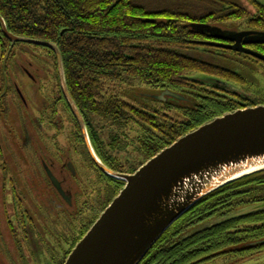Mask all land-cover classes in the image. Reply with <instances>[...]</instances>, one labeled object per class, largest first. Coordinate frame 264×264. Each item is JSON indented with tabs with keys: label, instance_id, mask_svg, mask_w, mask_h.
Instances as JSON below:
<instances>
[{
	"label": "trees",
	"instance_id": "1",
	"mask_svg": "<svg viewBox=\"0 0 264 264\" xmlns=\"http://www.w3.org/2000/svg\"><path fill=\"white\" fill-rule=\"evenodd\" d=\"M251 1L255 14L235 0H0V15L12 34L58 45L69 92L84 117L97 155L111 170L130 174L135 171L109 155L90 117L105 115L117 128L141 134L137 148L149 160L217 117L264 105L262 96L255 98L245 87L241 70H246V62L262 69L264 62L219 47L230 40L194 27L264 32V0ZM247 19L246 30L236 29L237 23ZM0 41L10 43V53L16 45L25 44L13 45L1 25ZM247 45L264 54V42ZM36 47L52 52L57 63L54 51ZM225 59L242 62L240 70L220 65ZM5 61L3 68H7ZM127 81L160 92L169 90L184 100L153 98L166 109L160 111L129 104L117 95L109 96V91L104 95L107 86ZM61 101L73 117L62 93ZM170 108L178 110L172 113ZM100 173L111 202L125 182ZM255 205L254 211L234 215ZM261 251L264 171L236 180L202 199L166 231L140 264H211L249 258Z\"/></svg>",
	"mask_w": 264,
	"mask_h": 264
},
{
	"label": "water",
	"instance_id": "2",
	"mask_svg": "<svg viewBox=\"0 0 264 264\" xmlns=\"http://www.w3.org/2000/svg\"><path fill=\"white\" fill-rule=\"evenodd\" d=\"M0 25L13 45L25 43L55 52L61 89L79 122L89 155L103 173L125 182L65 264H140L166 231L202 199L236 180L264 171V105L215 118L177 139L134 173L111 170L95 152L84 117L69 92L58 45L12 34L1 15ZM194 27L222 34L233 42L218 44L219 47L264 61L263 54L242 43L243 39L246 43L264 42V32H224L207 25ZM154 98L184 100L169 90ZM48 175L57 191L66 197L50 170Z\"/></svg>",
	"mask_w": 264,
	"mask_h": 264
},
{
	"label": "rangeland",
	"instance_id": "3",
	"mask_svg": "<svg viewBox=\"0 0 264 264\" xmlns=\"http://www.w3.org/2000/svg\"><path fill=\"white\" fill-rule=\"evenodd\" d=\"M235 1L249 11L250 14L256 13L257 10L251 0ZM248 21L249 19L242 23H237L239 27H236V29L246 30L244 28L248 27ZM9 49L10 43L4 45L0 41V93L3 90L2 70L7 56H9L7 59V72L10 77L8 91L10 94L4 101H2L3 99L0 101V264H36L27 248L23 247L21 252L16 248L11 235L14 229H19L16 224L9 225L10 220L16 222L15 213H18L16 207L19 204H17L15 199L18 198L20 200L23 211L27 210L30 215L32 214L34 220L32 224L35 225V233L37 235H39V231H48L45 228L47 223L44 225L45 218L43 217L44 211L42 208L52 203L51 210H53V214L56 208L61 211L65 210V208L61 207L63 203L47 181V178L41 173L42 165L40 167L38 164L39 156H37V150L41 147L43 153H46V147L44 144H38L39 138L51 140L53 136L59 135L61 137L58 140V149L64 148V151H67L68 148H71L67 140L68 134L71 135L75 130L71 120L72 116L64 108L61 101L60 93L62 92H60L55 55L47 49L28 44L16 45L11 53ZM230 61L225 59L224 62L219 63L224 67L229 66L232 69L240 70L241 66L239 63L242 62ZM244 66H247L246 70L243 67L241 70L244 74L245 87L254 94L255 98L262 96L261 98L264 99V68L260 69L259 66H254L247 62ZM18 89L21 96L18 94ZM107 92L109 96L117 95L125 102L140 108L166 110L161 103L155 102L153 99L155 96L160 95L161 92L142 85L137 81L113 83L109 88L108 86L106 87L105 96ZM177 110L176 108H170L172 113L177 112ZM90 118L98 139L101 140L109 155L117 163L128 170L136 172L148 161L144 153L137 148L139 147L138 139L141 134L138 135L130 128L123 130L117 128L113 123V119L105 115ZM49 147L52 148L51 145ZM52 149L55 150L54 148ZM53 150L52 154L44 156V158L48 157L57 164L77 158V155H74L71 150L70 152L67 151L70 155L64 156L54 154ZM85 163L84 183L80 182L78 186L72 180L68 184L72 186L73 195L75 196L73 200L74 208L70 209L69 212L70 214H77L76 201L78 195L79 209L85 210L83 218L87 223L94 221V224L100 213L109 206L110 200L108 199H110L109 195L111 193L106 187L104 178L101 177L100 183L94 178L95 176L97 178L98 171L92 166L88 156H86ZM95 172H97L96 175ZM64 174L66 175V171ZM19 196H21V199H19ZM47 200H51L50 203ZM95 200L101 203L100 211H95L94 209L96 208H93ZM256 208L257 205L250 206L236 212L234 215L251 212ZM91 212H94L97 216ZM48 217L49 219L56 218L50 214ZM222 220L210 222L200 229L213 226ZM19 234L21 233L19 232ZM65 252H55V254L64 258ZM56 255H54L55 258H57ZM43 264H61V262L56 260H54V263L43 261ZM211 264H264V251L241 260L221 261Z\"/></svg>",
	"mask_w": 264,
	"mask_h": 264
},
{
	"label": "flooded vegetation",
	"instance_id": "4",
	"mask_svg": "<svg viewBox=\"0 0 264 264\" xmlns=\"http://www.w3.org/2000/svg\"><path fill=\"white\" fill-rule=\"evenodd\" d=\"M233 42H229L228 44H232ZM243 46L246 48H249L251 50H254L256 52L261 53L260 51H257L255 49H252L247 45L245 42V39L242 40ZM262 54V53H261ZM264 55V54H263ZM258 59V58H257ZM260 60V59H259ZM262 61V60H261ZM264 62V61H263ZM3 90L0 93V101H4L5 98H7L9 87H10V77L7 72V68H3ZM17 87V86H16ZM18 94L21 96L19 89L17 90ZM61 94V93H60ZM62 95L64 97V94L62 92ZM65 98V97H64ZM67 102V101H66ZM61 103V102H60ZM62 104V103H61ZM64 108L65 105L63 104ZM68 112V111H67ZM74 117V116H73ZM71 118L72 124L74 125V130L75 132H72V134H68V144H70L71 148L67 151L70 152V150L73 152L74 155H77L76 159H69L67 162L64 163H56L55 161H51L50 158H44V156L52 154V148H54V154L57 155H67L70 153L67 151H64V148H59V138L61 136L55 135L50 139L46 138H39V143L44 144L46 147V153H43V150L41 147L38 148L37 150V156H39L38 164L41 167V173L47 178V181L50 183L51 187L54 189L56 192L57 196L63 203V206L61 205L63 209L62 211L59 210L58 208L55 209V213L53 214V210H51V204L46 205V207H43L42 210L44 211V218H45V223L47 225L45 228H47L48 231H39V235L35 233V225L32 224L34 222L32 214L30 215L27 210L23 211L22 210V204L20 203V200L16 198L17 205L16 209L18 213H15L16 215V222H13V220H10L9 225H18L19 229H14V231L11 232V235L13 237L14 243L16 245V248L21 252L22 248L25 247L27 250H29V254L33 256L36 264H43V261H50L51 263H54V260L57 262H61V264H65L68 256L72 252V250L76 247V245L81 241V239L86 235L87 231L89 228L93 225L94 221H91L87 223V221L83 218L85 216V210L79 209V198L77 195V207L78 211L77 214H70L69 210L74 208L73 206V200L75 196L73 195L72 191V186H69V181L71 182L74 180L78 186L80 185V182L85 181V169H86V156L88 154V159L92 166L98 171L95 172L98 174L97 178L96 176L94 177L98 183L101 181V173L100 169L97 167L91 156L89 155L86 142L84 139V135L81 129H78L79 127V122L77 121L76 117ZM80 128V127H79ZM89 138L91 140L90 133ZM63 136V135H62ZM92 143V140H91ZM54 144V145H53ZM49 145L52 146V148L49 147ZM93 148L96 152V147L95 144L92 143ZM87 153V154H86ZM97 153V152H96ZM50 160V161H49ZM64 160V159H63ZM49 161V162H48ZM41 162V164H40ZM59 162V161H58ZM104 164V163H103ZM58 165V168H57ZM105 165V164H104ZM109 168V167H108ZM48 170L52 172V174L58 179V181L61 184V187L65 193L66 197H63L57 189L54 187L53 183L51 182L49 175H48ZM66 171V175L64 174ZM60 172V173H59ZM59 173V174H58ZM98 195H100L98 193ZM96 195V196H98ZM95 196V195H94ZM19 199H21V196H19ZM70 200V201H69ZM49 203L51 200H47ZM95 205L93 208L95 211H100L101 209V203L99 201L95 200ZM84 204V203H83ZM53 205V204H52ZM94 214V212H91ZM49 214L52 217H56L55 219H49ZM101 214V213H100ZM34 215V214H33ZM19 232L21 234H19ZM50 232V233H48ZM54 242V243H53ZM31 251V252H30ZM65 252L64 258L61 256H57L55 252ZM57 258H55V256ZM62 258V259H61Z\"/></svg>",
	"mask_w": 264,
	"mask_h": 264
}]
</instances>
